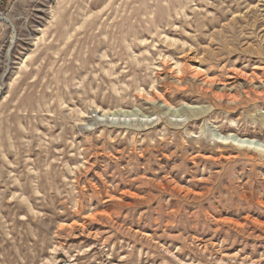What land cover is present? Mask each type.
I'll return each mask as SVG.
<instances>
[{
	"label": "rangeland",
	"instance_id": "1",
	"mask_svg": "<svg viewBox=\"0 0 264 264\" xmlns=\"http://www.w3.org/2000/svg\"><path fill=\"white\" fill-rule=\"evenodd\" d=\"M0 15V264H264V0Z\"/></svg>",
	"mask_w": 264,
	"mask_h": 264
},
{
	"label": "bare ground",
	"instance_id": "2",
	"mask_svg": "<svg viewBox=\"0 0 264 264\" xmlns=\"http://www.w3.org/2000/svg\"><path fill=\"white\" fill-rule=\"evenodd\" d=\"M0 20H3V19H0ZM6 21V20H5ZM199 74V73H198ZM214 81V80H213ZM210 82H212V80L210 81ZM238 140V139H237ZM241 141H239L238 143H239V145L240 146H248V147H250V148H255V149H258V150H263L264 151V147L262 148L261 146V148H259V147H256L255 145H253V144H250V142L248 143V141L247 140H242V139H240ZM229 141V140H228ZM247 141V142H246ZM237 142V141H236ZM240 142H242V143H240ZM248 143V144H247ZM257 146H259V145H257Z\"/></svg>",
	"mask_w": 264,
	"mask_h": 264
},
{
	"label": "water",
	"instance_id": "3",
	"mask_svg": "<svg viewBox=\"0 0 264 264\" xmlns=\"http://www.w3.org/2000/svg\"><path fill=\"white\" fill-rule=\"evenodd\" d=\"M0 19L6 20L7 22H9V23L12 25L13 30H14V32H15V28H14L13 24L10 22V20H9L8 18H6V17L0 15ZM14 39H15V36L13 37V41H14Z\"/></svg>",
	"mask_w": 264,
	"mask_h": 264
}]
</instances>
